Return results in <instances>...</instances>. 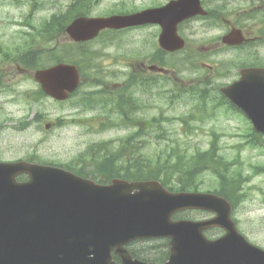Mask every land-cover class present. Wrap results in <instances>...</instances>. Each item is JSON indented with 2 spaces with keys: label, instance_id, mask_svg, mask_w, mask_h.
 <instances>
[{
  "label": "water",
  "instance_id": "1",
  "mask_svg": "<svg viewBox=\"0 0 264 264\" xmlns=\"http://www.w3.org/2000/svg\"><path fill=\"white\" fill-rule=\"evenodd\" d=\"M198 5L199 0H181L134 14L79 17L67 31L82 41L106 27L158 22L163 26L161 44L173 50L183 45L177 23L200 11ZM238 37L231 32L225 40L237 43ZM36 78L58 99L69 97L80 80L78 67L64 63L39 70ZM224 91L264 132V69L243 71L241 80ZM21 173H29L30 179L18 182ZM230 206L216 194L172 192L157 180L99 184L60 167L0 162V247L5 251L0 252V264H107L113 248L133 264L124 244L157 236L171 238L167 264H264V250L238 232ZM188 208L218 215L202 221L172 218ZM215 225L228 232L210 240L203 231Z\"/></svg>",
  "mask_w": 264,
  "mask_h": 264
},
{
  "label": "rangeland",
  "instance_id": "2",
  "mask_svg": "<svg viewBox=\"0 0 264 264\" xmlns=\"http://www.w3.org/2000/svg\"><path fill=\"white\" fill-rule=\"evenodd\" d=\"M73 0H0V62L4 59L5 53L13 61L18 56L33 48L40 56L41 61L64 55L68 60L83 61L84 55H89L91 44L85 46L64 47L58 51H50L49 48L55 43L45 40L40 36L41 24L49 20L55 13H63ZM150 0H101L95 7L93 15H109L120 12H132L149 6ZM90 13V15H92ZM143 39L129 52L128 62L135 60L136 56L145 58V55L152 50L151 32L149 29L141 33ZM31 35H34L30 40ZM129 39L134 35L129 33ZM26 39V40H25ZM104 35L93 44V47L105 52L103 44ZM30 40V41H29ZM85 46V47H84ZM105 59L98 58L97 62ZM107 61V59H106ZM178 62V57H175ZM48 64H51L47 62ZM47 64V65H48ZM85 65V64H84ZM180 65V64H179ZM178 65V66H179ZM181 66V65H180ZM91 70L85 67L83 80L79 93L66 102H56L52 98H37L38 86L30 79L18 77L17 80L5 84L0 88V124L3 130L0 132V150L4 151L3 158L15 160L37 156L38 160L50 163L68 164L76 158L92 142L99 140H116L129 134L128 131L96 133L89 130L91 116L97 113V109L85 107L88 91L97 87L91 85ZM160 93H164L167 84L161 83ZM31 96H30V95ZM37 98V100L35 99ZM159 105L166 107L165 99L158 100ZM181 100L180 102H182ZM191 100V105L193 104ZM84 109V110H83ZM187 106L184 103L177 105L167 113L168 116H179L185 114ZM147 116H158L155 109H146ZM211 116L202 122V131H196L193 127H187L181 120L175 118L171 122H164L165 125H172V137H177L186 142L194 151L197 147L206 150L210 142L216 138L220 147V154L227 157L230 162H235L233 169H241L243 178L249 177L246 184L247 197L242 199L237 209V216L242 224H247V231L263 228L264 230V169H255L253 165H264V147L255 146L249 143L250 137L244 133L249 127L243 116L227 105H219L211 110ZM64 116V121L54 126L56 120ZM189 124H194L191 119ZM49 124H53L50 127ZM201 124V123H196ZM159 130H161L159 128ZM188 131L187 134H185ZM153 132V131H152ZM185 132V133H184ZM154 136V137H152ZM142 138L148 140L150 145L145 149L148 153L157 152L160 144L157 133H145ZM162 144H160V148ZM130 152V151H129ZM130 157L132 155L129 154ZM200 190H219L222 188L218 178L205 172L202 176ZM200 215L197 212H185V216ZM203 213L199 217H208ZM264 235L259 243L264 246ZM162 239L150 241L144 244L149 246L162 244ZM141 244H139L140 246ZM135 245V247H139Z\"/></svg>",
  "mask_w": 264,
  "mask_h": 264
},
{
  "label": "flooded vegetation",
  "instance_id": "3",
  "mask_svg": "<svg viewBox=\"0 0 264 264\" xmlns=\"http://www.w3.org/2000/svg\"><path fill=\"white\" fill-rule=\"evenodd\" d=\"M150 1L151 4L147 7L163 6L172 0ZM201 4L207 11L206 14L193 15L178 24V33L186 40L185 46L180 50L168 51L161 47L159 36L162 29L156 23L103 31L105 52L93 47L103 35L100 34L91 40V85L97 87L98 91L91 92V109H97V113L91 116V131L96 133L154 131L148 122L143 123L141 118L138 124L132 123L131 119L135 116L142 117L143 106L155 109L158 113L157 118L163 113L167 115L175 108L173 104L164 111L160 107L158 101L161 94L160 83L168 85L167 93H164L166 95L175 94L177 84L182 86L183 90L179 94L182 98L179 100L185 101L186 114L190 115L191 109L195 110L197 117L203 118L206 111L214 110L221 104L219 99L222 97V86L239 79L242 69L264 68V0H201ZM235 28L241 29L247 40L241 45L223 43V37ZM48 29L50 37L57 34V45L63 42L61 22L57 23L56 29L53 24H50ZM145 29L151 32V52H148L145 58L139 55L134 61L128 62L129 52L143 39L141 33ZM129 33L134 35L132 39L128 38ZM175 57L179 58L178 62L181 65L178 68ZM98 58L105 60L97 62ZM33 67L26 62L21 64L15 60H2L0 80L4 84H9L18 77L32 79L33 71L40 68ZM192 99L198 100V103L191 105ZM63 117L56 120L55 127L64 121ZM203 121L197 120L196 122L201 124L193 129L202 131ZM167 127L172 128V125ZM169 128L166 130L172 131ZM4 154L5 152L0 150L1 161L36 162L37 159V156H30L9 160L3 158ZM17 178L26 180L28 175L20 174ZM234 216L239 230L254 243H259V239L264 235L263 228L247 231L249 227H246L247 225L242 227L237 209ZM205 232L209 237L215 238L222 235L224 230L217 227ZM0 252L5 251L0 247ZM149 255L155 258L154 262L157 263L167 262L170 256L162 253L165 258L161 259L160 253L152 252ZM137 257L144 258V255L139 253ZM113 260L116 264L123 262L122 257L116 253H113Z\"/></svg>",
  "mask_w": 264,
  "mask_h": 264
},
{
  "label": "trees",
  "instance_id": "4",
  "mask_svg": "<svg viewBox=\"0 0 264 264\" xmlns=\"http://www.w3.org/2000/svg\"><path fill=\"white\" fill-rule=\"evenodd\" d=\"M91 0H76L72 3L67 12L61 16L62 29L65 31L67 24L77 15L86 14L91 11ZM54 22L56 18L54 17ZM57 60H61L58 57ZM78 62V61H77ZM94 150L91 146V170L84 166L76 171L84 176L96 178L102 183H108L114 177L126 179H161L162 182L172 190H188L198 184V178L204 169H216L219 172V164L213 158L220 159L210 152L192 156V159H185L184 151L174 147L171 152L159 150L157 158L150 157L147 153H141L143 162L136 164L122 147L120 150H113L111 146ZM137 149V146H135ZM136 152V151H135ZM163 152V153H162ZM133 154V153H132ZM91 173V174H89ZM224 191V190H223ZM227 196V193L221 192Z\"/></svg>",
  "mask_w": 264,
  "mask_h": 264
}]
</instances>
